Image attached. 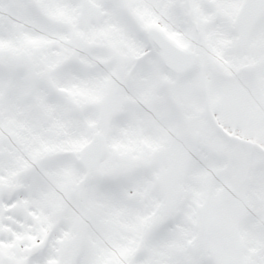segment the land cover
<instances>
[{"label":"snow or ice","instance_id":"6c2138e0","mask_svg":"<svg viewBox=\"0 0 264 264\" xmlns=\"http://www.w3.org/2000/svg\"><path fill=\"white\" fill-rule=\"evenodd\" d=\"M0 264H264V0H0Z\"/></svg>","mask_w":264,"mask_h":264}]
</instances>
